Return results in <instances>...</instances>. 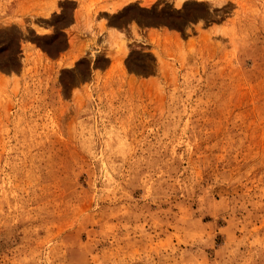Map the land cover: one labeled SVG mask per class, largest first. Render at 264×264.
<instances>
[{
  "label": "rangeland",
  "instance_id": "rangeland-1",
  "mask_svg": "<svg viewBox=\"0 0 264 264\" xmlns=\"http://www.w3.org/2000/svg\"><path fill=\"white\" fill-rule=\"evenodd\" d=\"M116 6L0 0V264H264V0Z\"/></svg>",
  "mask_w": 264,
  "mask_h": 264
},
{
  "label": "crops",
  "instance_id": "crops-1",
  "mask_svg": "<svg viewBox=\"0 0 264 264\" xmlns=\"http://www.w3.org/2000/svg\"><path fill=\"white\" fill-rule=\"evenodd\" d=\"M154 1L156 0H100L101 3L108 2L117 4L116 8L110 11V14L112 16L110 18L111 25L109 27L117 30V32L119 33L123 32L125 36L130 38H133L135 33L140 35L141 39L136 41H141V44H145V41H148L150 39L151 33H154L155 31H158L159 34H162V25H153L148 20L139 18L134 14L125 16L123 13H121V11L131 6H134L138 10H144L147 9ZM78 10L81 11L80 7L78 8ZM151 30L154 31L151 32ZM140 47L143 48V46ZM118 60L119 62L124 61L125 63L124 56L120 55L116 57L114 56L113 59L110 60V63L116 62ZM126 66L127 65L124 64V67Z\"/></svg>",
  "mask_w": 264,
  "mask_h": 264
}]
</instances>
